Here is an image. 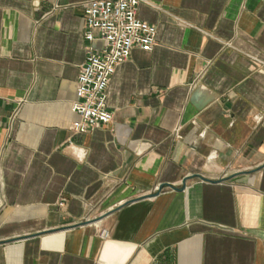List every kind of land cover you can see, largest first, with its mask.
Masks as SVG:
<instances>
[{
  "label": "crops",
  "instance_id": "crops-1",
  "mask_svg": "<svg viewBox=\"0 0 264 264\" xmlns=\"http://www.w3.org/2000/svg\"><path fill=\"white\" fill-rule=\"evenodd\" d=\"M87 1L0 0V264H264V0H141L77 134Z\"/></svg>",
  "mask_w": 264,
  "mask_h": 264
},
{
  "label": "built area",
  "instance_id": "built-area-1",
  "mask_svg": "<svg viewBox=\"0 0 264 264\" xmlns=\"http://www.w3.org/2000/svg\"><path fill=\"white\" fill-rule=\"evenodd\" d=\"M140 3L141 0L85 3L87 57L80 67L78 98L72 105L78 115L72 127L74 133H86L113 120L108 108V87L117 67L130 58L134 48L152 50L157 45V27L137 15Z\"/></svg>",
  "mask_w": 264,
  "mask_h": 264
},
{
  "label": "water",
  "instance_id": "water-1",
  "mask_svg": "<svg viewBox=\"0 0 264 264\" xmlns=\"http://www.w3.org/2000/svg\"><path fill=\"white\" fill-rule=\"evenodd\" d=\"M192 177H200V178H203V179H205V180L211 181L210 179H207V178L203 177V176L200 175V174H196V175H193V176H187V177H185L184 180H183V186H182V187H176V186H173V185H171V184H161V185L159 186L158 192L155 193V194H159V193H160V192H161L166 186L173 187V188L176 189V190H184L185 187H186V183H187V181H188L190 178H192ZM214 182H215V181H214ZM155 194H153V195H155ZM153 195H149V196H153Z\"/></svg>",
  "mask_w": 264,
  "mask_h": 264
}]
</instances>
